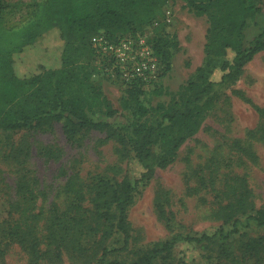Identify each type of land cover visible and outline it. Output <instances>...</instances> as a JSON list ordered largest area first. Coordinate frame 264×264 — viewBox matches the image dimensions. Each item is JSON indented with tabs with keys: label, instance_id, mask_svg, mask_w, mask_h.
Listing matches in <instances>:
<instances>
[{
	"label": "rangeland",
	"instance_id": "obj_1",
	"mask_svg": "<svg viewBox=\"0 0 264 264\" xmlns=\"http://www.w3.org/2000/svg\"><path fill=\"white\" fill-rule=\"evenodd\" d=\"M31 1L1 0L4 24L24 21ZM167 8L172 19L168 29L177 47L173 46L172 67L160 80V89L143 100L150 108L174 101L198 67L210 68L218 62L205 57L207 15L197 14L185 0H169ZM256 20L258 25L250 22L247 38L262 31L264 11ZM62 48L56 28L45 32L22 55H13L15 74L25 77L58 67ZM219 74L215 72L216 77ZM102 83L112 106L130 115L119 84L109 79ZM117 116L110 130L80 131L74 136L64 132L62 121L38 129L0 130V264H98L103 246L123 245L112 223H96L91 217L99 186L105 188L140 171L130 143L117 137L122 122V116ZM155 151L160 147L155 146ZM74 199L80 205L73 207ZM13 200L18 207L10 214ZM263 205L264 50L244 65L235 83L218 88L216 102L205 112L199 128L134 193L127 210L130 241L109 257L134 258L175 232L213 233L222 227L226 233L234 219L240 218V231L227 239L225 247L200 248L182 242L166 264H176L181 255L189 264H257L253 257L247 261L250 250L245 242L250 236L264 237V227L247 225L245 216ZM107 207L103 204V209ZM54 208L65 212V228L52 238L44 224ZM82 218L92 221L95 229L86 230L95 233L80 236L82 228L76 223ZM30 229L40 238L36 258L15 234ZM259 264H264V254Z\"/></svg>",
	"mask_w": 264,
	"mask_h": 264
},
{
	"label": "trees",
	"instance_id": "obj_2",
	"mask_svg": "<svg viewBox=\"0 0 264 264\" xmlns=\"http://www.w3.org/2000/svg\"><path fill=\"white\" fill-rule=\"evenodd\" d=\"M168 1L32 0L31 11L24 21L6 25L2 21L0 0V130L38 129L62 121L64 132L74 136L80 131L110 130L117 115L122 116L117 137L130 143L132 158L140 171L135 176L109 183L105 188L99 186L95 192L92 219L96 223H112L123 241L122 246H103L98 264H166L182 242L200 248L218 245L220 249L226 246L232 234L240 231V218H236L233 228L226 233L222 227L213 233L175 232L134 258L109 257L110 253L124 249L130 241L127 210L134 193L157 167L166 166L186 137L199 128L205 112L216 102L218 88L235 83L244 65L264 50V24L254 37L246 36L251 21L258 25L256 16L264 11V0H185L197 14L207 15L205 57L218 59V62L210 68L198 67L174 101L150 108L143 100L160 89V80L172 67L173 46L177 47L164 14ZM53 28L59 31L63 41L60 65L43 68L30 76L16 75L13 55ZM148 28L152 30L150 42L162 65L159 78L151 87L146 88L138 80L124 82L118 75L113 77L103 66L99 67L100 58L91 44L93 36L103 32L117 39L145 32ZM216 71L220 73L218 77ZM106 79L119 84L130 115L121 114L106 97L102 89ZM155 146L160 147L159 152L155 151ZM105 203L108 207L103 209ZM78 205L79 200L74 199L73 207ZM9 206L11 214L17 210V200L9 202ZM64 216L65 212L54 208V214L44 224L49 237L54 238L57 231L64 230ZM245 217L247 225L254 223L264 227V205ZM88 222V218H82L76 223L82 228L80 236L95 233L86 230L87 227L95 229L92 221L89 226ZM15 234L21 242L27 243L29 253L38 257L39 236L31 229L28 232L18 230ZM245 243L250 250L247 261L253 257L259 264L264 254V237L250 236ZM176 264L189 262L181 255Z\"/></svg>",
	"mask_w": 264,
	"mask_h": 264
},
{
	"label": "built area",
	"instance_id": "obj_3",
	"mask_svg": "<svg viewBox=\"0 0 264 264\" xmlns=\"http://www.w3.org/2000/svg\"><path fill=\"white\" fill-rule=\"evenodd\" d=\"M165 19L168 23L172 20L169 8L165 10ZM150 36L149 32H142L111 39L103 32L96 34L91 44L100 58L99 67L103 66L111 76L118 75L124 82L138 80L146 88L151 87L158 80L162 65L150 42Z\"/></svg>",
	"mask_w": 264,
	"mask_h": 264
},
{
	"label": "crops",
	"instance_id": "obj_4",
	"mask_svg": "<svg viewBox=\"0 0 264 264\" xmlns=\"http://www.w3.org/2000/svg\"><path fill=\"white\" fill-rule=\"evenodd\" d=\"M35 44H36V42H35L34 44H32V45L27 46V47H32V46L35 45ZM17 54L22 55L21 52H19V53H17Z\"/></svg>",
	"mask_w": 264,
	"mask_h": 264
}]
</instances>
